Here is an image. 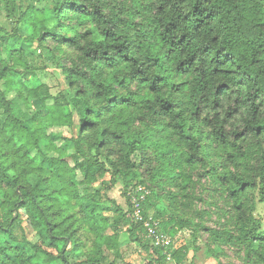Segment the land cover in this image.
<instances>
[{"label":"trees","instance_id":"16d2710c","mask_svg":"<svg viewBox=\"0 0 264 264\" xmlns=\"http://www.w3.org/2000/svg\"><path fill=\"white\" fill-rule=\"evenodd\" d=\"M27 42L59 56L56 96L31 88ZM1 51L0 264H113L104 251L117 260L145 242V264H167L129 194L160 174L185 189V170L212 149L251 161L250 175L216 180L234 212L231 242L264 264V224L249 197L264 208V0H0ZM118 183L126 212L106 194ZM141 208L147 215L148 199ZM158 221V234L195 235L183 218ZM171 253L184 263L186 250Z\"/></svg>","mask_w":264,"mask_h":264},{"label":"rangeland","instance_id":"374dc122","mask_svg":"<svg viewBox=\"0 0 264 264\" xmlns=\"http://www.w3.org/2000/svg\"><path fill=\"white\" fill-rule=\"evenodd\" d=\"M30 1V0H27ZM39 8L44 5H38ZM24 50L26 55L23 62L29 69L35 71L36 79L31 82V88L42 85L50 90L52 96H56L60 89H64L63 77L56 68V62L59 56L52 46L38 49L34 43H25ZM0 60H6L4 51L0 52ZM41 94L45 89H41ZM10 95L9 98H12ZM40 103L34 102L33 107L39 108ZM0 120L2 118L0 117ZM231 125L241 126L240 117L232 119ZM70 132L67 129L61 131L60 135L53 136L54 142L61 143L64 137H69ZM135 160L138 162V158ZM231 160V159H230ZM70 166H73L71 161ZM251 161L238 159L235 163H229L225 154L217 149L209 151L208 159L205 163L197 166L195 170H185L191 179V183L184 189L182 179L171 181L165 175L148 176L144 180L141 188L131 191V197L140 202V211L142 214V203L148 199L150 210L143 216L146 222L158 225L160 220H168L171 217L183 218L189 221L195 228L194 231L183 229L171 231L168 237L170 246L165 251V256L169 254L171 260L176 262L171 252H176L180 248L187 251L184 263L189 264H261L258 259H246L242 248L231 242L230 236H235L234 231V212L226 197L224 188L219 185L216 178L224 171L233 175H250L248 167ZM159 169L156 165V171ZM162 168L159 169V171ZM77 179L81 181L78 173ZM95 190L100 189V184H94ZM123 187L118 183L113 189L108 191L107 197L118 205L124 212L127 211L126 199L122 195ZM253 202H256V211L254 217L264 224L263 205L257 203L255 193L249 196ZM147 198V199H146ZM130 199V197H129ZM131 202V199H130ZM104 208L109 207L108 203H103ZM108 217L112 213L107 212ZM156 217L158 219H156ZM28 239L32 243L38 241L37 232L24 224ZM230 235V236H229ZM148 239V238H147ZM149 240V239H148ZM147 240V241H148ZM150 243V241H148ZM148 250L138 248L134 244L124 246L119 255V259L114 260L112 253L104 251L109 263L113 264H145L150 261L152 248L145 242ZM71 263L74 258H69ZM166 263L169 264V262Z\"/></svg>","mask_w":264,"mask_h":264},{"label":"built area","instance_id":"2783aa9c","mask_svg":"<svg viewBox=\"0 0 264 264\" xmlns=\"http://www.w3.org/2000/svg\"><path fill=\"white\" fill-rule=\"evenodd\" d=\"M131 199V205L133 207V218L136 222L142 224L143 229L146 232V236L150 241V244L153 248L163 249L164 252L168 250L170 246V242L167 236L158 234L156 231V225L151 224L150 222H146L145 218L142 216L140 211V202L138 200L135 201L134 197H131V193L129 194ZM166 260L169 264H189V263H177L171 260V256L169 254L166 255Z\"/></svg>","mask_w":264,"mask_h":264}]
</instances>
